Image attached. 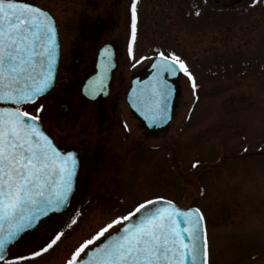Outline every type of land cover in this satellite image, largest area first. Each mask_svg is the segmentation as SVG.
<instances>
[{"label": "rangeland", "instance_id": "obj_1", "mask_svg": "<svg viewBox=\"0 0 264 264\" xmlns=\"http://www.w3.org/2000/svg\"><path fill=\"white\" fill-rule=\"evenodd\" d=\"M36 4L58 19L61 38L72 48L76 26L72 9L62 11L67 0ZM256 10L252 23L238 26L222 25L209 12L195 15L185 31L178 14L145 23L146 38L172 24L176 36L163 41L186 57L196 84L193 91L180 82L173 122L152 136L139 130L123 104L126 79L101 113L78 101L74 84L55 85L53 91L61 89L67 98L64 104L53 101L51 92L24 107L37 115L42 105L39 116L56 142L91 156L89 186L80 199H72L63 217L51 216L10 247L6 259L31 256L62 233L47 252L21 264H64L105 223L160 196L200 209L210 264H264V9ZM123 72L125 78L132 73ZM127 118L135 125L125 134ZM111 152L115 159L107 157Z\"/></svg>", "mask_w": 264, "mask_h": 264}, {"label": "snow or ice", "instance_id": "obj_2", "mask_svg": "<svg viewBox=\"0 0 264 264\" xmlns=\"http://www.w3.org/2000/svg\"><path fill=\"white\" fill-rule=\"evenodd\" d=\"M132 40L136 36V0L131 7ZM108 55V66L111 55ZM132 58V44L128 47ZM58 57L54 20L39 7L18 0H0V260L21 264L47 252L56 237L41 251L21 260L5 259L8 248L49 212L70 202L77 176V156L63 153L40 126L37 115L24 110L54 85ZM152 80L136 93V106L145 119L159 126L167 119L171 88L164 79L177 69L196 84L178 57L163 53L153 65ZM107 73V66L104 74ZM104 88V77L90 82L87 95ZM156 205H160L157 207ZM135 219V222L133 220ZM204 217L199 210L182 211L171 202L147 200L128 215L118 217L84 241L67 264H210ZM76 221L73 220V223ZM121 226L118 234L110 230ZM106 234H108L106 236ZM103 238V239H102ZM106 240V242H103ZM95 251L86 252L97 245ZM87 255V259L82 258Z\"/></svg>", "mask_w": 264, "mask_h": 264}, {"label": "flooded vegetation", "instance_id": "obj_3", "mask_svg": "<svg viewBox=\"0 0 264 264\" xmlns=\"http://www.w3.org/2000/svg\"><path fill=\"white\" fill-rule=\"evenodd\" d=\"M19 1L37 5L36 0ZM132 2L133 0H67V5L62 7V11H65V9H72L74 13V23L76 26V31L73 33L76 42L72 48L69 43L66 45L63 42L58 19L50 13L55 20L60 46L59 65L54 87L56 84L64 87L72 85L71 87H73L74 84V86H77L78 101L91 106L93 110L95 109L101 113L102 109H104V102L109 98H112L111 94L114 95V88H122L124 79H126L125 89L122 94L123 104L128 110L131 120H134V122H136V124L140 127L139 130L152 136L153 134L163 131L168 127H165L162 130H148L144 127V124L134 117L125 100L131 81L133 79L141 80L146 78L149 75V67L152 65L156 56L161 53H163L167 58H171L172 56L178 57L184 65H186L185 60L187 59L182 53L176 52L177 48L171 41H163V39L172 40L171 37L176 36V30L172 24L167 25L164 30H159L158 36H149V38H151L149 39L145 37V23H149L152 18L156 19L160 16L156 21L159 23L161 22L160 18L163 16L168 18L170 17V14L175 16L178 14L185 31L188 27V23L195 18V15L198 16L199 13L203 12V14H207L209 12V17H220V24L222 25L231 22H233L232 24L236 26L243 22H248L250 24L254 21L255 15L257 14L256 7L259 6L264 9V0H136L137 20L134 42L132 40ZM147 3H150L151 7L146 6ZM168 10L171 13H169ZM167 12L169 15H167ZM151 33L154 32H150V34ZM130 43L132 44L133 51L132 58H129L128 55V47ZM155 44H159L160 47L154 48ZM65 45L68 47L66 48ZM106 49L111 55L110 66H108V55L105 52ZM97 64L98 70L101 72L97 74L95 80L101 76L105 77L104 69L106 66L107 71L109 70L108 95L106 98H102L100 95H96L94 98H91V96H84L82 94V87L85 82L89 78L96 75ZM124 70L132 73L125 78V75H123ZM165 76L167 77V75ZM183 80L184 82H187L183 72L179 70L176 71V73L172 76V79L169 80L175 89V96L173 100V108L175 111L180 92V82ZM53 89L49 92H52V100H58L64 104L67 98L62 96L61 89L59 91H53ZM50 103L53 104V107L55 106L57 108V103ZM62 104L60 106H62ZM63 108L65 111L68 110L66 105H63ZM127 119L129 124L126 122L124 125L125 134L130 131V124H133V126L135 125L129 118ZM41 124L45 132L52 138L54 143L60 149L64 151L72 150L75 152L78 160V170L75 178V189L72 199H80L81 194H83L89 186V158H91V156L83 153V151L75 148L73 145L59 144L47 131L42 121ZM114 154V152H111L107 155V157L109 156V159H115ZM94 156H96V152L93 157ZM106 196H104V198ZM158 197L160 196H154L148 199ZM71 201L68 208L71 205ZM95 202L97 203V201ZM136 205H134L130 210H132ZM101 206L102 204H99L98 207ZM68 208L63 213L55 214L53 216H58L60 218L63 217L64 214L68 212Z\"/></svg>", "mask_w": 264, "mask_h": 264}, {"label": "water", "instance_id": "obj_4", "mask_svg": "<svg viewBox=\"0 0 264 264\" xmlns=\"http://www.w3.org/2000/svg\"><path fill=\"white\" fill-rule=\"evenodd\" d=\"M57 60H58V57H57ZM56 66H57V64H56ZM55 72H56V71H55ZM147 83H149V82H146V84H147ZM145 86H146V85H145ZM139 89H141V88H139L138 86H136V84H134V85L132 86V89H131L130 93L128 94V101H129L130 106H131V108L133 109V111H134L136 114H139V115L143 118V116H142V111H140L139 108L136 106V101H135L136 93L138 92ZM104 90H106V87H105V86H104ZM171 97H172V90H171ZM171 97H170V99H171ZM170 99H169V101H168L167 119L164 120L162 123H160L159 126H163V125L166 124L167 121H168V116H169V111H170ZM145 121H149V120L145 119ZM172 204H173V203H172ZM173 205H174V204H173ZM156 206L159 207L160 205H156ZM65 207H66V206H65ZM65 207H64V208H65ZM175 207H177V206L175 205ZM64 208H63V209H64ZM177 208H178V207H177ZM63 209H60V210H58V211H56V212H61ZM178 209H179V208H178ZM180 210H182V211H186V210H197V209L192 208V209H180ZM51 213H53V212H49V214H51ZM49 214H48V215H49ZM44 217H46V216L41 217L39 220H41V219L44 218ZM39 220H38V221H39ZM38 221L34 224V226H33L31 229H28V230H26L25 232L31 231V230L37 225ZM133 222H135V219L133 220ZM203 227H204V222H203ZM204 230H205V228H204ZM25 232H24V233H25ZM22 234H23V233H22ZM116 234H118V231L112 233V235H116ZM103 242H106V240H104ZM100 244H101V242H100L99 244L95 245L94 247H92V248H91L90 250H88L87 252L95 251V250H96V247L100 246ZM87 258H88L87 255H85V256L83 257V259H87ZM0 261H2V260H0ZM80 264H82V260H81Z\"/></svg>", "mask_w": 264, "mask_h": 264}]
</instances>
